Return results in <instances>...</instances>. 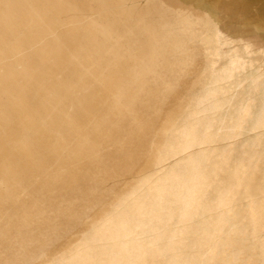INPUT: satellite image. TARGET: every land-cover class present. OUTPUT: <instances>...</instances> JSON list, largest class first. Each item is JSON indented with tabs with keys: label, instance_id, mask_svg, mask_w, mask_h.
Returning a JSON list of instances; mask_svg holds the SVG:
<instances>
[{
	"label": "rangeland",
	"instance_id": "rangeland-1",
	"mask_svg": "<svg viewBox=\"0 0 264 264\" xmlns=\"http://www.w3.org/2000/svg\"><path fill=\"white\" fill-rule=\"evenodd\" d=\"M5 1L9 6L18 4L16 0ZM64 2L66 5L76 4L82 9L78 20L83 25H80V31L76 36H70V34L63 36L66 34L65 27H61L56 31V35H58L56 40L49 37L47 31L50 30H44L43 34L40 33L37 40L31 43L34 40L33 37L31 38V34L34 32L30 33L28 28H34L33 30L37 31L42 29L45 23L30 25L22 15H15L18 17L14 19L17 24L14 35L16 32L21 42L19 44L21 48L20 55L18 54L19 60L17 52L11 47L15 40L12 29H4L6 21L0 23L1 38L6 36L11 47L6 50V52L8 51L6 61L3 63L4 60H1L0 75L2 69L5 68L11 69L15 73H22L21 66L26 62H30L33 64V68H37L36 74L26 80L29 93L21 92L20 88L22 87H15V83L18 86L17 82L11 86L3 81L0 83V87L4 89L10 86L18 89L19 93L13 89L14 99L23 102L26 107L32 108L33 118L38 116L41 109L38 98L44 99V103L53 109V115L58 110L68 108V105L70 109L73 107L78 110L87 108L85 102H76L77 97L80 98L81 95L89 97L88 95L94 94L100 79L111 70V67L107 69L108 71L105 70L110 65L109 55L107 50L104 55L105 48L104 50L100 47L96 49L94 42L97 40L105 42L108 46L111 45L116 56L122 58L120 59L122 69L120 81L122 86L128 87L129 90L131 88L135 91L132 75L135 81L154 86L156 78L165 72L166 65L170 64L169 61L175 60L177 63L186 57L185 54H188V58L198 65L188 75L185 85L184 79L164 73L165 78L169 77V80L172 81V86L177 93H174L175 95L170 98L166 107L171 114L174 113V119L172 118L168 126L160 132L161 140L156 141V158L159 156L157 164L146 159L139 169L132 170L131 174L121 177L117 183L111 184L110 187L113 186V188L111 191H107V193L110 192L109 194H101L102 189L97 184L95 195L98 200L101 199V203L97 205L99 208L96 206V210L94 208L86 214L85 212L89 208L87 207L82 216L73 217L66 222L62 221L57 235H52L45 246L46 248L38 256L36 252L28 262L12 260L14 256L17 257L18 251L11 241L13 232L7 233L3 238L5 241H0L7 245L0 250V264H49L48 262L72 264L76 261L105 264V258L108 257V250L105 249L108 247V243L106 240L98 242L96 234L101 229L114 224H120L117 227H121L124 213L130 218L123 222L121 227L123 230L133 227V222L136 223L135 226H141L143 223V229L149 228L152 223H149V212H142V216L138 218L130 213L132 206L125 207V203L136 189L147 191L148 188H144V186L148 185L146 183L148 179L155 181L156 175L161 172H174L173 166H176L178 158L185 154L177 155L174 152L177 141L183 134L184 128L190 126H195L199 138L204 136L205 130L209 129L211 132L212 139L196 144L192 148L194 153H204L203 156L207 162L210 161L208 163L210 175H218L209 176L210 181L215 179V183L231 184L229 186L233 185L232 188L235 189L237 176H234V172L241 164L248 166L247 171L244 170L246 173L254 174V176H245L246 179L230 201L235 217L241 220L244 214V200L241 192L248 184L245 181L250 177L254 178V183L250 182L254 188L250 197L258 198L260 178L264 176V0H64ZM86 23L92 25L96 38L95 36L90 37V29ZM103 30L106 31L105 35L102 33ZM196 32L202 34L203 37L208 36L209 51L207 45L197 47V44L188 42L187 35H193ZM157 44L161 47L158 60L161 62L162 68L155 62ZM194 49L197 50V55L193 53ZM94 53L97 56H93ZM108 53L111 56L114 55L110 48ZM165 78L161 80L166 81ZM199 82L200 84L205 83V85L201 88ZM191 89L195 90L194 93ZM101 94L102 92L96 93L97 96H101ZM134 101L139 103L141 99L138 96H133L130 103ZM0 102V131L4 124L3 114L7 112V124H10V128H14L13 130L19 133L20 131L26 132L25 127V130L22 129V120L16 119L18 116L16 114L18 113L17 107L11 103L12 101L8 97L5 100L4 95L0 94ZM56 132L60 133L59 130ZM27 139L29 140L26 142L34 145V150H38L39 146L35 145L37 144L35 140H31L30 134L27 135ZM18 142L14 144L6 141V144L12 146L11 148L21 147V142ZM257 142L258 147L256 148ZM259 151H262L263 155L258 164L256 156ZM9 155L12 163L24 160L20 148L12 149ZM224 157H227V162L220 161ZM215 161H220L218 167L214 165ZM70 163L72 164V162ZM37 169L39 168L33 167L32 170L36 171ZM215 171L217 174L213 173ZM68 177L71 176H66L64 181L63 179L59 180L60 185L58 186L64 190H69L65 182L75 180L74 178L68 179ZM7 181L0 177L1 196L10 190V185H21L22 183L38 186L44 191L53 190L55 193H59V196L64 191L50 185V183L58 182L51 176H33V179ZM85 182V179H79L76 182L79 185H76L79 188H85ZM215 183L212 185L215 189L222 187ZM212 191V187L207 188L204 202H213L216 194ZM140 194L142 201H145L144 207L149 210L148 195L144 192ZM93 195L87 194L90 197ZM2 206L9 205L0 202V207ZM220 210L223 211L224 208ZM20 219L28 225L40 218L34 213L23 214L21 209L18 211L1 209L0 231L7 227L10 220H15L16 228L20 231L22 227ZM198 223L197 218H192L190 235L182 236L183 245L177 255L178 263L184 264L191 260L193 264H206L207 254H204V238H199L198 229H196ZM229 225L228 220L225 227L228 239H231L233 243L236 241L237 245V248L234 244L231 247L226 245V252L228 251L231 263L238 264L241 258L244 260L252 256L255 257L256 252L252 254L250 250L242 247L253 240V236L251 235L249 238L243 236L247 240L243 243ZM254 228L261 236H264V231L262 233L257 224H254ZM16 236L19 234L17 233ZM189 236L191 239H188ZM194 245L198 249L201 248L198 250L199 254H202L201 258L191 255L195 248ZM208 246V250H211L212 247ZM239 247L243 248L241 252L238 251ZM218 249L221 251L222 247L220 246ZM26 250L27 248H25ZM123 250L125 254H129L126 251V246ZM116 251H118L117 247L114 249V258L117 256ZM73 255L75 258L70 259ZM220 255L215 256L216 264H222ZM159 264L173 263L171 258L165 256L159 259Z\"/></svg>",
	"mask_w": 264,
	"mask_h": 264
},
{
	"label": "bare ground",
	"instance_id": "bare-ground-1",
	"mask_svg": "<svg viewBox=\"0 0 264 264\" xmlns=\"http://www.w3.org/2000/svg\"><path fill=\"white\" fill-rule=\"evenodd\" d=\"M16 2H18L16 6H13L14 4L9 6L6 1L4 2L3 11L0 12V23L6 21L7 24L4 29H12V35H14V30L17 27L14 19L18 16L22 15L30 25L45 23L46 26L44 25L42 29L37 31H34V28H28L30 33L34 32L31 34V38L34 39H31V43L35 42L44 30H50L47 31L49 37L56 40L58 36L56 31L61 27H65L66 34H63V36L69 34L70 36H76L80 31V25H83L78 20L82 9L76 4L66 5L64 0H16ZM17 14L19 15L15 16ZM86 24L90 29V37L95 36L96 38L92 25L90 23ZM102 33L105 35L106 31L103 30ZM16 34L15 32V40L11 47L17 52V59L19 60L18 54L21 50L19 44L21 42ZM201 35L197 32L193 35H187V38L189 37L188 42L197 44V47L207 45L209 51L208 36L203 37ZM94 43L96 49L100 47L104 50L105 48L104 55L107 50L110 65L105 70L108 71L107 69L110 67L111 70L100 79L95 92H93L94 94L88 95L89 97H82V95L80 98L77 97L76 102H85L87 104L86 109L78 110L74 107L70 109L68 105V108L58 110L53 115V109L44 103V99L38 98L41 107L40 114L38 113V116L33 118V109L14 99L13 89L17 92L18 89L10 86L4 89L0 87V94L4 95L5 100L8 97L12 101L11 103L17 107L18 113L16 114L18 116H16V119L18 121L22 120V129H27L26 132L20 131V133L14 131V128H10V124H7V112L3 114L4 124L0 131V177L9 181L13 179H33V176H51L53 179H57L58 182L50 183V185L57 189L61 188L58 186L60 185L59 180L63 179L64 181L66 176H71L68 179H75L65 182L69 190L61 188L64 191L60 196L59 193H55L53 190L44 191L41 188L39 189L38 186H29L27 183L10 185V190L3 196L0 195V202L9 205L0 207V210L7 208L11 211H18L21 209L23 214L34 213L39 215L40 218L28 225L20 219L19 222L22 226L20 231L16 228L17 224L14 222L16 219L14 221L10 220L7 227L0 231V241L2 242L5 241L3 238L6 237L7 233L13 232L11 241L16 247V251H18L17 257L14 256L12 259L15 262L17 260L28 262L36 252L38 256L46 248L45 246L48 244L50 237L57 235L58 229L63 223L62 221L66 222V220L73 217H80L92 209L94 210V208L96 210L97 205L101 203V199L98 200L95 195L97 184L102 189L101 194H109L110 192L107 193V191H111L113 188V186L110 187L111 184L117 183L121 177L131 174L132 170L139 169L146 159L157 164L159 156L157 159L156 141L161 140L160 132L168 126L174 117V113L171 114L166 107L170 98L177 93L172 86V81L169 80V77L165 78L164 73L184 79L185 85L188 75L198 65V63L196 64L195 61L188 58V54H185L186 57L177 61V63H175V60L169 61L170 64L166 65L165 72L156 78V85L154 86L135 81L132 75L135 91L131 88L129 90L128 87L122 86L120 81L122 76L120 59L122 58L116 56L111 45L108 46L100 40ZM11 47L6 36L1 38L0 35V65L2 64L1 60H4L3 63L6 61L8 53L6 50ZM109 48L113 52V56L108 53ZM160 48V45L157 44L155 62L162 68L163 66L158 60ZM193 53L197 55V50L194 49ZM93 56H97L96 53ZM21 68L23 69L22 73H15V71L8 68L2 69L0 83L6 81L5 84L13 85L17 82L18 86L15 83V87H22L20 88L22 89L21 92L29 93L26 80L36 74L37 68H33V64L30 62L24 63ZM173 72L175 74H172ZM134 73L137 74V72ZM12 76H14V80ZM162 78H165L166 81H162ZM96 80L98 81V79ZM200 85L202 88L205 83ZM197 88L199 87L197 86ZM193 91L195 90H192V93H194ZM98 92H102L101 96L96 95ZM133 96H138L141 102L134 101L130 103ZM57 130L60 133L56 132ZM197 131L195 126L184 128L183 134L179 136L176 148L172 146L175 148L176 151H173L177 155L185 153V156L182 154L183 156L178 158L176 166H173L174 172H161L156 175L155 181L148 179L146 181L148 185L144 186V188H148V193L143 191L144 189L141 191L136 189L128 200L126 199L127 202H124L125 207H128L127 205L132 206L130 213L138 218L142 216V212H149V223L152 222L149 228L147 230L143 229V223L141 226H135L136 223L133 222V227L123 230L121 228L123 222L130 218L124 213L125 215H122L123 218L121 219L123 220L121 227H117L120 224H114L103 230L101 229L96 234L98 242L101 243L106 240L108 243V247L105 249L108 250L105 264H121L123 262L127 264H159V259L165 256L171 258L173 264H182L178 263L177 255L181 250V245H183L182 236L191 233L192 218L199 220L196 229H198L199 238H204V254H207L206 264H216L215 256L217 254L222 256L220 259L222 264H233L226 248L227 246L231 247L233 244L235 247L237 245L236 241L233 243L231 239H228L225 228L228 220L231 230L234 229L235 234L242 239L243 243L247 242L243 236L249 238L252 235L254 238L242 247H245L248 251L250 250L252 254L256 252L255 257L252 256L244 260L241 258L238 264H264V236H261L254 228V224H257L262 233L264 231V176L260 178L258 198L250 197L252 190H254L250 182L254 183V178L250 177L249 181H245L248 184L241 192L244 200V214L241 220L238 219L233 213L230 201L240 189L242 182L246 179L245 176H254V174L244 171L248 169L246 164H241L236 168L234 176H237L236 188L239 187L238 189L235 188L236 191L232 188L233 185L232 187L229 186L231 184L215 183V179L210 181L209 176L218 175H210L208 164L210 161L207 162V159L203 156L204 153H194L192 148L196 144L210 140L211 132L207 129L203 132L204 136L199 138ZM28 134L32 136L31 140L37 142L35 145L39 146L38 150H34V145L26 142L29 140L27 139ZM6 141L14 144L20 141L21 147L11 148L12 146H8ZM257 147L258 142L256 143ZM17 148L22 149L24 160L12 163L9 153L12 149ZM262 155V151H259L256 156L258 164L262 160ZM222 160L227 162L228 159L224 157L220 161ZM220 161H215L214 165L218 167ZM33 167L39 169L33 171ZM213 173L217 174L216 171ZM79 179L86 180L85 188L78 187L79 184L76 182ZM212 182L222 187L215 189ZM208 187H212L214 194H216L211 203L203 201ZM142 192L148 195L149 210L144 207L145 201H142L140 194ZM87 194L94 195L90 197ZM87 207L89 208L85 212ZM221 208H224V210L221 211ZM17 233L19 236H16ZM188 239H191L190 236ZM115 241L119 243H115ZM1 244L0 250L7 246L5 243ZM114 245L118 250L115 258L113 257L115 254ZM208 245L212 247L211 250H208ZM125 246L129 254L124 252ZM220 246L223 251L218 249ZM242 247L238 248L239 252L243 250ZM25 248H27L26 251ZM199 249L201 250V248ZM199 249L195 246L191 255L193 254L196 258L200 257L202 254H199ZM230 250L233 251V249ZM74 258L75 255L70 259ZM184 264L193 263L190 260Z\"/></svg>",
	"mask_w": 264,
	"mask_h": 264
},
{
	"label": "clouds",
	"instance_id": "clouds-1",
	"mask_svg": "<svg viewBox=\"0 0 264 264\" xmlns=\"http://www.w3.org/2000/svg\"><path fill=\"white\" fill-rule=\"evenodd\" d=\"M4 2H5V0H0V12L3 11ZM49 264H52V262H49ZM57 264H63V262H57ZM72 264H89V262H87V261H76V262H72Z\"/></svg>",
	"mask_w": 264,
	"mask_h": 264
}]
</instances>
